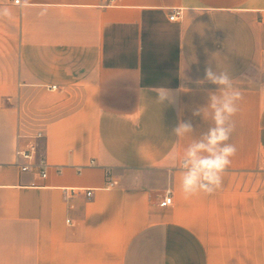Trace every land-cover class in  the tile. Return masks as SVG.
Masks as SVG:
<instances>
[{
	"label": "crops",
	"instance_id": "obj_1",
	"mask_svg": "<svg viewBox=\"0 0 264 264\" xmlns=\"http://www.w3.org/2000/svg\"><path fill=\"white\" fill-rule=\"evenodd\" d=\"M5 7L0 264H264V0ZM208 66L242 93L229 140L237 151L218 190L186 199L167 153L213 124L211 109L192 115L220 94L199 83ZM161 85L175 97L163 108L152 91ZM181 120L195 131L178 138ZM39 131L46 178L15 159L18 142ZM168 189L173 204L162 207Z\"/></svg>",
	"mask_w": 264,
	"mask_h": 264
},
{
	"label": "clouds",
	"instance_id": "obj_2",
	"mask_svg": "<svg viewBox=\"0 0 264 264\" xmlns=\"http://www.w3.org/2000/svg\"><path fill=\"white\" fill-rule=\"evenodd\" d=\"M21 7L27 6V0H17ZM9 8H0V18H11ZM218 86L219 95L208 93L206 106L196 108L193 117L205 118L209 109L213 124L199 139L193 140L182 153H178L173 147L167 153V159L172 167L181 171L179 189L183 196L191 198L201 193L212 194L223 183V176L232 163L236 154V147L229 143L234 130L232 118L238 112V103L243 99L241 91L234 87L232 78L227 71L217 73L211 66L205 68L204 80ZM184 90V89H182ZM155 102L167 107L175 102L173 91L163 85L152 90ZM191 121L181 120L172 130L176 137H184L194 132Z\"/></svg>",
	"mask_w": 264,
	"mask_h": 264
},
{
	"label": "built area",
	"instance_id": "obj_3",
	"mask_svg": "<svg viewBox=\"0 0 264 264\" xmlns=\"http://www.w3.org/2000/svg\"><path fill=\"white\" fill-rule=\"evenodd\" d=\"M17 3V0H15ZM18 4V3H17ZM180 10H174L170 16L171 20H177L180 16ZM49 89L56 90L57 86H49ZM45 137L42 131L37 132L36 134L30 137V141L20 145L18 142L16 150H15V159L16 164L21 167L22 172L37 170L41 173L42 177H47V168L48 162L45 156L41 155L40 153V141ZM21 136L18 135V139ZM115 182L112 179L111 171L107 172V188H114ZM92 191H87V196H92ZM173 192L171 189L166 191V194L161 201L160 205L162 207H168L173 204ZM70 223V221H68Z\"/></svg>",
	"mask_w": 264,
	"mask_h": 264
}]
</instances>
